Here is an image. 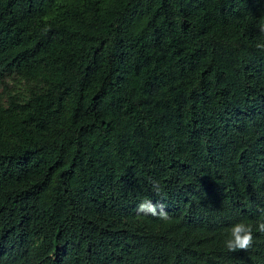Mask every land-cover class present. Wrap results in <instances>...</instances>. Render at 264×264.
Instances as JSON below:
<instances>
[{"label": "trees", "instance_id": "16d2710c", "mask_svg": "<svg viewBox=\"0 0 264 264\" xmlns=\"http://www.w3.org/2000/svg\"><path fill=\"white\" fill-rule=\"evenodd\" d=\"M261 26L264 0H0V264H264Z\"/></svg>", "mask_w": 264, "mask_h": 264}, {"label": "clouds", "instance_id": "9594fccd", "mask_svg": "<svg viewBox=\"0 0 264 264\" xmlns=\"http://www.w3.org/2000/svg\"><path fill=\"white\" fill-rule=\"evenodd\" d=\"M261 31H264V26H261ZM153 189L157 195L162 192V186L159 182L153 184ZM137 212L145 215L158 216L161 219H168V214L162 203H154L150 199H144L137 205ZM258 230L264 233V222L258 224ZM253 226L250 223L243 221L237 222L229 229L228 237L224 241V245L230 252L237 250H247L252 247L254 236Z\"/></svg>", "mask_w": 264, "mask_h": 264}]
</instances>
